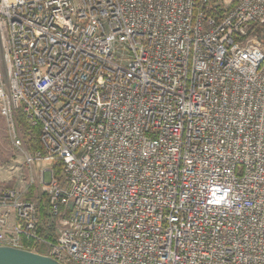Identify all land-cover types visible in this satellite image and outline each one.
<instances>
[{
	"label": "built area",
	"instance_id": "2783aa9c",
	"mask_svg": "<svg viewBox=\"0 0 264 264\" xmlns=\"http://www.w3.org/2000/svg\"><path fill=\"white\" fill-rule=\"evenodd\" d=\"M0 117V245L264 264V0H0Z\"/></svg>",
	"mask_w": 264,
	"mask_h": 264
},
{
	"label": "rangeland",
	"instance_id": "374dc122",
	"mask_svg": "<svg viewBox=\"0 0 264 264\" xmlns=\"http://www.w3.org/2000/svg\"><path fill=\"white\" fill-rule=\"evenodd\" d=\"M20 124V123H19ZM27 133L20 130V136L23 138ZM26 144L25 138H23ZM48 164L42 163L40 167L45 168ZM26 175L20 155L12 148L7 139L5 125L0 117V189L18 188L25 181ZM45 180H48V173H45ZM35 187L33 188V190Z\"/></svg>",
	"mask_w": 264,
	"mask_h": 264
},
{
	"label": "water",
	"instance_id": "95a60500",
	"mask_svg": "<svg viewBox=\"0 0 264 264\" xmlns=\"http://www.w3.org/2000/svg\"><path fill=\"white\" fill-rule=\"evenodd\" d=\"M0 264H60L51 257L0 245Z\"/></svg>",
	"mask_w": 264,
	"mask_h": 264
},
{
	"label": "trees",
	"instance_id": "16d2710c",
	"mask_svg": "<svg viewBox=\"0 0 264 264\" xmlns=\"http://www.w3.org/2000/svg\"><path fill=\"white\" fill-rule=\"evenodd\" d=\"M23 129V128H22ZM25 131V133H27V135H25L23 138H25L26 143H27V147L29 150H39L40 149V144H39V133H38V128H31L28 132L23 129ZM33 190L29 191V194L26 196V200H30L33 197ZM41 201L45 202V197L42 196ZM40 212V218L41 220L44 221L45 219V208L43 206L40 207L39 209Z\"/></svg>",
	"mask_w": 264,
	"mask_h": 264
}]
</instances>
